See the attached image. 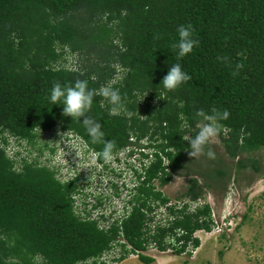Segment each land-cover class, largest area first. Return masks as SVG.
<instances>
[{
    "label": "trees",
    "instance_id": "1",
    "mask_svg": "<svg viewBox=\"0 0 264 264\" xmlns=\"http://www.w3.org/2000/svg\"><path fill=\"white\" fill-rule=\"evenodd\" d=\"M181 24L191 25L199 43L177 58L172 45ZM172 63L191 79L164 92L159 83ZM76 80L94 90L110 86L121 96L122 109L112 114L94 95L85 115L101 125L104 135L95 144L80 119L62 115L63 106L48 100L54 83ZM197 110L228 111L216 121L224 159L210 145L216 155L207 172L187 168L189 146L181 138L202 120ZM49 133L77 136L98 155L104 140L113 143L112 156L127 151L133 136L156 143L144 154L143 173L136 170L145 180L122 215L94 217L105 204L101 197L79 212L87 182L64 178L52 161L42 163V149L21 162L18 151L9 153L14 142L35 147ZM262 150L264 0H0V264H105L115 249L116 261L137 256L152 264L155 259L142 254L150 246L192 255L201 246L195 234L212 232L215 221L210 204L193 210L191 203L206 190L227 187L232 170L262 174L254 156ZM185 170L187 191L182 204H172L161 189ZM157 209L165 210L164 225L153 229Z\"/></svg>",
    "mask_w": 264,
    "mask_h": 264
},
{
    "label": "rangeland",
    "instance_id": "2",
    "mask_svg": "<svg viewBox=\"0 0 264 264\" xmlns=\"http://www.w3.org/2000/svg\"><path fill=\"white\" fill-rule=\"evenodd\" d=\"M56 136L54 133L44 136L42 134L37 145L31 148H26V145L18 146L14 142L9 148V153L14 156L18 151L17 159L21 162L25 158L32 159L37 157L40 154V149H42L41 152L44 154H42L40 161L42 163L52 161L50 164L60 168L61 175L64 178L72 176L78 170V172H83L85 175L92 173V179L94 181L99 180L98 173L91 172L93 162L89 164L82 163L81 159L79 160L80 155L74 145L71 146L72 150L69 151V154L76 162L78 161L76 168L72 167L74 166L72 161L66 159L65 150L63 151V149L59 148L57 154L52 156L50 149L56 147L59 141V139H55ZM45 141L49 143V147L45 146ZM215 144L219 156L223 158L224 150H221L218 141ZM254 156L260 158L262 165H264V150L256 153ZM208 159L203 155L197 158L189 156L187 168L191 171L201 167L200 169L207 172L210 169L208 165L211 161ZM227 161L229 160L227 159ZM229 162L232 164L231 161ZM232 171V179L227 187L215 186L211 190H207L211 192L210 195L206 194V198L201 199L202 203L210 202L212 204L215 222L223 224V219L227 214L226 219L230 217L235 218H232V227L230 229L225 227L222 232L219 229H214L212 232L198 231L195 236L200 238L201 246L192 255H189V253L178 255L173 249L161 252L150 246L142 254L154 258L155 262L152 264H264V172L260 175L247 172L239 176L236 171ZM186 172V170L180 172L167 186L161 189L172 198V203L182 204L181 199L187 191L190 180ZM130 174L128 173L126 177L131 176ZM199 178L202 180L200 181L202 184L205 179L200 175ZM134 189V185H129L120 200H115L111 198V195H108L110 201L107 200L106 203L110 202L112 204H107L106 208L103 209L106 216H110L111 213H116L115 216L122 215L127 204L126 201L131 199L136 193ZM91 193L95 196L91 198L93 201H96V198L102 192L95 189ZM107 194H111V192H107ZM102 198L105 200L104 197ZM81 199L78 202L79 212H84V204L92 201L88 199L85 202L83 198ZM193 208L194 204H192ZM164 212V209L159 210L158 217L152 223L153 229H156L158 225H164ZM93 214L96 217L101 213L94 212ZM241 223L242 225L240 226ZM129 248L132 247L129 246ZM119 251V249H115L111 254L105 256L101 262H105V264H145L137 256H132L124 261H114V258L119 257Z\"/></svg>",
    "mask_w": 264,
    "mask_h": 264
},
{
    "label": "clouds",
    "instance_id": "3",
    "mask_svg": "<svg viewBox=\"0 0 264 264\" xmlns=\"http://www.w3.org/2000/svg\"><path fill=\"white\" fill-rule=\"evenodd\" d=\"M176 31L178 39L172 45V48L175 49L176 57L182 58L188 53H190L193 50V47L199 42L193 39L192 28L190 24H181L177 27ZM190 79L191 75L188 72L182 70V67L179 63H172L167 73L162 77L159 85L162 86L164 92H170L178 88L182 83L189 81ZM164 92H160L158 94V98L166 99L164 96ZM94 95H99L107 101L108 105L111 106L110 112L112 114H118L119 111L122 109L121 96L117 89H114L110 86H101L99 89L95 90L90 89L88 88L86 81L83 80H76L72 85L64 86H61V84L59 83H54L48 95V100L50 103L59 104L63 106L62 115L71 116L72 120L80 119L82 121V124L88 134V137L90 138V141L93 144L100 141L104 135L101 130L100 123L85 115V113L91 107ZM173 103L177 102L174 100ZM177 107L183 108V101H179L177 103ZM195 115L197 117H202V120L200 122H197L194 133H189L181 136L182 140L188 142V155L190 157L197 158L198 156L204 154L208 158L214 159L216 154L212 150L210 145L217 142V133L219 130V126L216 121L218 116L221 119H226L228 117V111L224 110L222 114H217V116H213L205 115L203 110H197ZM81 117H83V119H81ZM181 119H183L182 114ZM184 126V124H181L182 129ZM79 144L81 147H87L88 150L92 154H94V168H97L100 164H104L105 162L110 165L114 162H126L129 160L128 151H122L118 155L112 156L113 143L109 140L103 141L104 146L99 153L100 157L105 161L104 163L100 162L98 153L90 149V147H88L83 140H80ZM206 194L210 195L211 192L206 190L204 192L203 198H206ZM90 200L92 201L93 199L90 198ZM197 203L198 202L191 204L195 205ZM205 203L210 204V206L212 207V204L210 202ZM227 216L223 219L222 223L227 229H230L232 227L231 224L233 217L226 219Z\"/></svg>",
    "mask_w": 264,
    "mask_h": 264
},
{
    "label": "flooded vegetation",
    "instance_id": "4",
    "mask_svg": "<svg viewBox=\"0 0 264 264\" xmlns=\"http://www.w3.org/2000/svg\"><path fill=\"white\" fill-rule=\"evenodd\" d=\"M59 141L57 142L56 151L55 154H57L59 148L65 150L66 152V159L68 161H72L73 165L72 167L76 168L78 161L76 162L75 159L69 154V151H71V146L74 145L77 149L81 159L82 163L89 164L90 162H93V155L87 147H81L79 142L80 139L77 136L69 135V134H63L59 135L58 137ZM149 136L143 137L142 139L138 140L136 137H132V143L128 148L129 153V160L126 162H114L110 165L107 163L100 164L97 168L91 167V172L98 173L99 180H93V175L90 173V175H85L83 172H74V174L71 177H76L79 179H82L83 181H86V184H83V190H82V197L89 198V197H95L91 191L97 189L100 190L102 193L99 197H104L105 204L103 206L97 208L96 212L103 214V209L106 208V205H111L112 203H106L107 200L110 201L108 195H111V198L115 200L122 199L123 193L127 191V188L129 185H134L135 188L142 184V182L145 180V176L139 178V175L137 174L136 170H139L140 173L142 172L143 166L149 164V159L144 156L145 155H151V153L154 151V148L149 147V143L153 142L149 140ZM156 144L155 142H153ZM53 148V147H52ZM51 152V149H50ZM128 173H131L129 177ZM145 174V173H144ZM90 191V192H89ZM135 191V189H134ZM107 192H111V194H107ZM130 200V199H129ZM128 200V201H129ZM128 201L126 203L128 204ZM112 202V201H111ZM94 204V203H93ZM173 204V203H172ZM159 209H157L158 211ZM105 214V213H104ZM113 214V213H111ZM110 214V215H111ZM106 216V214H105Z\"/></svg>",
    "mask_w": 264,
    "mask_h": 264
},
{
    "label": "built area",
    "instance_id": "5",
    "mask_svg": "<svg viewBox=\"0 0 264 264\" xmlns=\"http://www.w3.org/2000/svg\"><path fill=\"white\" fill-rule=\"evenodd\" d=\"M217 141L220 143L219 138H218ZM204 203H205V202L202 203V200H199L198 203L194 205V208H196L198 205H202V204H204ZM194 208H193V209H194ZM213 217H214V212H213ZM214 228H215V229H219V231L222 232V230H224V228H225V225H223V224H221V223H217V222H215V226H214ZM220 229H221V230H220ZM151 247H153V246H151ZM153 248H155V247H153ZM115 259H116V258H114V260H115Z\"/></svg>",
    "mask_w": 264,
    "mask_h": 264
}]
</instances>
